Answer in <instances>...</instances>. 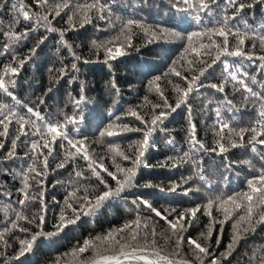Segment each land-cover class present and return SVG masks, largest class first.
I'll return each instance as SVG.
<instances>
[{
    "label": "trees",
    "instance_id": "trees-1",
    "mask_svg": "<svg viewBox=\"0 0 264 264\" xmlns=\"http://www.w3.org/2000/svg\"><path fill=\"white\" fill-rule=\"evenodd\" d=\"M77 2L83 3L85 0H77ZM243 2L252 6L245 9L242 19H247L249 24L254 26L264 24V3H257L255 0H243ZM11 3L12 0H9L8 6L0 9V20H3L4 25L9 24L12 19ZM25 4L31 6L33 11H39L33 0H25ZM110 6L112 7L111 22L100 20L93 14L90 23H84L83 26L77 23L75 28H72L68 22L69 13L67 12L52 20L53 27L65 30V41L71 46L72 52L81 57V60H75L69 48L59 42L58 31L47 32L42 27L37 28L5 54L0 55V75H3L5 66L13 63V55L19 58L29 55V50L35 47L42 37H46L44 43L39 45L35 55L23 65L18 75L11 77L15 81V88H10V91L14 92L21 103L17 104L9 96L0 92V104H10L18 115L35 119L23 107V105L30 106L51 123L62 122L66 117L72 116L79 119L83 115L85 119L82 123L68 125L69 136L87 137L86 147L90 154L95 159L104 157L105 166L111 171H116L111 158L112 154L108 151L109 144H118L126 154L134 157L137 142L142 140L143 134L141 131H130L108 138L101 137L100 132L110 123L127 124L132 129H144V125L139 120L127 113L130 110H136L145 119H150L152 105L163 103L160 92L167 97L170 104L175 105L178 99L175 88L177 85L186 87V82L173 75L171 69L175 67L185 76L192 74L188 69L187 60L194 57L191 54H184L185 59H181L187 43L186 37L192 32L202 31L212 17L202 13L205 23L198 25L189 13H181L172 8L170 0H114ZM212 7L214 12H221L226 8L224 0H218V6ZM226 10L228 14H231L232 9ZM128 19L142 21L145 27L151 28L156 35L146 34L143 29L133 26L131 47H129L127 43H124V37L120 35L122 25ZM158 25L180 32L183 38L161 34ZM26 27H32L31 22H24L21 18V23L15 30L19 32ZM241 29L243 30L242 25ZM117 36H120V42L124 43L122 50L125 54L105 62V52L103 49H97L93 41L104 43ZM229 40L233 45L236 43L235 37L231 35ZM5 42L6 39L0 36V52L4 51ZM253 42L256 43L255 49L251 47ZM244 47L245 51L252 50L257 55L264 54L259 40H246ZM205 59L210 62V58L205 57ZM174 61L178 63L174 64ZM232 62L242 66L244 71L255 74L259 81H264V74L257 72L259 61L253 64L250 61L235 58ZM72 63L77 64V69L71 68ZM202 66L198 63L195 65L196 68ZM61 69L64 71L62 76ZM156 77L160 79L156 80ZM223 80L222 65L217 64L201 77V82L205 86L189 97L197 137L208 149L216 147L218 136L216 135L217 126L214 124L216 119L214 109L219 106V102L225 95L233 100L235 107L232 111L222 109L224 118L232 128L237 130L241 127H250L260 119L258 112L264 107V102L259 100L245 101L243 99L245 93L236 92L230 80L226 83L223 93L207 86L212 83L219 85ZM113 83L119 89L118 94L112 87ZM157 86L160 92L155 90ZM252 87L258 92L264 91L259 84ZM49 89L51 91H48ZM81 89L86 97V103L81 105L82 112H78L72 101L73 98L81 95ZM41 99L44 101L43 104L40 103ZM110 112L111 116H109ZM117 117L120 119L117 120ZM161 127L166 131L157 130L150 138L155 146L149 147L142 158L143 163L137 170L134 181L135 187L122 193L121 197L106 202L94 216H82L76 224L68 226L57 236L41 237L30 252L17 259L15 257L20 248L19 240L29 239L30 233L41 230L45 233L55 231L54 225L57 223L66 193L70 190L69 181L74 178L73 168L86 169L87 162L80 158L68 163L63 169L56 168L57 164L64 159L66 150L75 151L67 145L66 141H63L65 148H61V141L58 140L54 146V154L49 158L48 175L42 177L47 204L46 222L42 229L37 226L40 214L38 201L24 207L22 209L24 215L29 219L35 216L37 220L35 223L19 222L21 226L29 229V232H21L17 229L5 236L8 246L5 247L0 243V252H3V255H0V264H57V261L59 264H83V260L92 256V251L73 255V249L82 245L85 239L103 236L109 230L134 220L135 210L128 211V209L134 208L131 201L137 197L148 200L162 215L169 216L171 210L175 208L176 213L169 216L172 218L187 208L205 205L209 199L227 198L250 191L247 181L259 176L260 170L264 169V146L257 145L258 152L253 153L248 144L250 133L245 134L243 147L231 148L227 153L218 155L216 152L201 151L193 154L187 162L177 163L176 160H169V157L176 158L183 152L189 151L186 106H181L176 112L171 113ZM17 128L18 124L14 122L10 126V137L0 138V142L3 143V147H0V193H2L0 208L10 205L7 213L0 211V231L8 227L10 221L15 219L14 210H21L18 201L23 198L21 192L23 183L22 178L16 173L26 170L31 162L29 157L25 156L29 149L22 142L23 137L17 142L15 158L6 159L11 148V137L15 136ZM169 138H173L175 143L168 144L166 141ZM30 139H38V137H30ZM193 160L196 161L195 164ZM244 161L250 163H244ZM117 162L123 167L132 166L131 160L124 161L117 158ZM229 162H232L231 168L226 169L225 165ZM173 163H177V166L173 167ZM38 166L42 167V165ZM86 175L89 179L82 183L91 185L90 193L104 190L103 185H100L90 172H86ZM102 175L112 187L116 186L115 181L110 177L106 174ZM199 175H204L205 180L201 181ZM225 177L228 179L225 180ZM186 179L188 183L184 184L183 181ZM29 183L32 184L31 194H35L37 186L31 180ZM147 183L155 187L145 188L144 185ZM173 185H180V187L175 192L167 191ZM161 187L165 191H160ZM186 189L192 191L185 195ZM211 211L217 220L224 219L223 212L217 210L215 205ZM145 217H151L148 221L149 227L156 228L155 239L163 249V253L166 255L173 253L172 244L165 239L168 233V225L165 221L142 208L141 219ZM208 226H210V218L201 210L184 235L186 238L197 239L202 232L206 233ZM211 226L213 233L207 244L214 255L219 257L232 238L233 220H228L223 225L214 223ZM218 236L220 243L217 246ZM255 249H264V224L256 225L255 231L249 232L246 238L239 242L227 260L221 259V264H250V258ZM182 255L184 258L192 259V249L187 245L186 239Z\"/></svg>",
    "mask_w": 264,
    "mask_h": 264
},
{
    "label": "snow or ice",
    "instance_id": "snow-or-ice-1",
    "mask_svg": "<svg viewBox=\"0 0 264 264\" xmlns=\"http://www.w3.org/2000/svg\"><path fill=\"white\" fill-rule=\"evenodd\" d=\"M111 2H114V0H85L83 3L77 2V0H33V3L39 9V11H33L31 6L25 4V0H12L10 5L12 19L10 23L4 25L3 20H0V36L6 39V42L3 44L4 51L0 52V55L5 54L31 32L36 31L37 28L42 27L47 32L58 31L59 42L69 48V52L74 56L75 60H81V57L72 52L71 46L65 41V30H58L53 27L52 20L59 17L62 13L67 12L69 13L68 22L72 28H75L77 23L81 26L84 23H90L93 14L100 20H109L111 22ZM255 2L264 3V0H255ZM8 3L9 0H0V9L8 6ZM170 4L176 11L192 15V19L198 25L205 23L201 15L202 13L212 17V19L205 25L202 31L192 32L186 37L187 43L181 59H185L184 54H191L194 57V59L187 60L188 69L192 74L185 76L181 71L176 70L175 67L171 69L173 75L180 77L186 82V87L177 85L175 88L178 93V99L175 105L173 106L169 103L167 97L160 92L157 86L155 90L160 92L163 103L152 105L153 111L150 119H145L136 110H130L127 113V115L139 120L144 125V129H132L127 124L110 123L100 132L101 137L108 138L119 136L130 131H141L143 134L142 140L137 142L134 157L126 154L118 144H109L108 151L112 154L111 158L116 171H111L105 166L103 163L104 157L95 159L90 154L86 147L87 137L79 138L69 136L68 125L82 123L85 119L83 115L79 119L72 116L66 117L62 122L51 123L39 111L34 110L30 106L23 105L27 113L34 116L35 119L18 115L17 111L10 104H0V138H9L10 126L14 122L18 124L15 136L11 137V148L6 155V159L11 160L15 158L17 142L21 141L23 137L24 140L22 142L29 149L25 153V156L29 157L31 161L26 170H21L16 173L22 178L23 183V188L21 189L23 198L18 201L21 210H14L15 219L10 221L8 227L0 231V243L3 246H8L5 236L9 232L17 229L21 232H29V229L20 225V221H26L28 223L36 222L37 217L33 216L32 219H29L22 211L28 204L39 202L40 214L38 216L39 223L37 226L42 229V226L45 224L47 204L45 203V189L43 187L42 177L48 175L49 158L54 154L56 142L58 140L61 141L60 147L65 148L63 141H66L71 149H75L74 152L65 151L64 159L57 164V169L65 168L68 163L74 162L77 158L87 162L86 169L84 170L76 167L73 168L74 178L69 181L70 190L66 193L57 223L54 225L55 231L45 233L41 230L36 233H30L29 239L19 240L20 248L15 258L23 257L26 253L30 252L34 244L41 237L52 238L57 236L68 226L76 224L82 216H94L106 202L121 197L122 193L135 187L134 181L137 170L143 163L142 158L145 156L149 147L155 146L150 138L157 130L166 131L161 125L164 124V121L171 113L176 112L181 106L188 108L189 127L187 142L189 144V151L183 152L182 155L176 158L169 157V160H176L177 163L187 162L192 158L193 154H198L201 151L216 152L218 155L227 153L231 148L244 146L243 141L246 133L251 134L248 139V144L251 146L253 153L258 152L257 145L264 146V107L258 112L260 119L256 120L250 127H241L237 130L232 128L230 123L224 118L222 109L232 111L235 107L233 100L225 95L223 100L219 102V106L214 109L216 117L214 124L217 126L216 135L218 136L216 147L208 149L197 137L196 125L192 119L193 110L189 103V97L194 92H197L199 88L205 86L201 82V77L205 76V73L217 64L222 65L224 80L219 85L212 83L207 85L208 87L223 93L226 83L230 80L233 82V87L236 92L243 91L245 93L243 97L245 101L251 99L264 102V91L258 92L252 87V85L259 84L264 88V81H259L255 74L244 71L242 66H238L232 62L235 58H239L241 61H250L253 64L259 61L257 72L264 74V54L257 55L255 51H245L244 47L246 40H259L260 48L264 51V24L254 26L249 24L247 19H242L245 9L252 5L243 2V0H224L226 8L221 10V12H214L212 6H218V0H170ZM228 8L232 9L231 14L227 13L226 9ZM21 18L24 22H31L32 27H26L18 32L15 29L21 23ZM241 25L243 30L241 29ZM133 26L143 29L146 34L156 35L151 28L145 27L142 21L128 19L123 23L120 35L124 37V43H127L129 47H131V29ZM157 27L163 35L183 38L182 34L178 31L160 25ZM230 35L236 39L234 45L230 43ZM217 37L221 39L217 40ZM45 39L46 37H42L37 45L29 50V55L23 58L13 55V63L6 65L4 74L0 75V92L9 96L17 104L21 102L14 92L10 91V88H15V81L11 77L18 75L20 69L35 55L39 45L43 44ZM124 43L120 42V36L104 43L93 41L97 49H103L105 52V62L123 56L125 54L122 50ZM251 47L255 49L256 43L253 42ZM205 57L210 58V62ZM175 63L178 62L174 61ZM197 63L203 66L196 68L195 65ZM71 68L74 70L77 69V64L72 63ZM63 74L64 71L61 69V76ZM155 79L159 80L160 77H156ZM112 87L116 89L118 94L119 89L115 83L112 84ZM48 91H51V89ZM72 102L75 110L82 112L81 105L86 103L83 89H81V95L78 98H73ZM40 103H44L43 99L40 100ZM157 109L159 111H156ZM111 115L112 113L110 112L109 116ZM116 119L119 120L120 118L117 117ZM30 137H38V139H30ZM166 142L170 145L175 143L173 138H169ZM0 147H3L2 142H0ZM117 158L124 161L131 160L132 166H121L117 162ZM225 159L227 158L225 157ZM192 162L193 164L196 163L195 160ZM177 163H173L172 166L176 167ZM244 163L250 162L244 161ZM231 164L232 162L227 163L225 168L230 169ZM38 165H42V167ZM5 171L7 170L5 169ZM86 172H90L99 181V184L103 185V191L90 193L91 185L82 183V181L89 179ZM102 174H106L107 177L115 181L116 186L112 187ZM199 179L204 181L205 176L199 175ZM227 179L225 177V180ZM29 180L33 181L37 186L35 194H31L32 184L29 183ZM183 183H188V180H184ZM247 184L250 189L248 192L234 194L227 198L217 197L215 200L209 199L205 205L187 208L172 218H169V216L172 213H176L177 210L175 208L171 210L169 216L162 215L148 200L137 197L131 201L134 208L128 209V211L135 210L136 218L134 220L125 222L119 228L109 230L103 236L85 239L82 245H78L73 249L72 254H83L91 250L93 253L92 256L83 260V264H136V262L141 261L143 264H221V259L227 260L233 251H235L239 242L246 238L249 232L255 231L256 225L264 224V169L260 170L259 176L249 179ZM144 187L152 188L155 186L147 183ZM179 187L180 185H173L167 191L175 192ZM159 190L162 192L165 191L163 187ZM190 191L192 190L186 189L184 194L187 195ZM214 205L217 210L223 212V220H217L212 215L211 209ZM9 207L10 205H4L3 208H0V211L7 213ZM142 208L153 213L168 225V233L165 235V239L174 248L173 253L170 255L163 253V249L160 248L155 239L157 236L156 228L149 227L148 223L151 217L141 219ZM201 210L204 211L205 215L209 216L210 226L207 227L206 233L202 232L200 234L199 238H186L184 235L185 232L192 226L197 217V213ZM234 213L236 214L235 216ZM240 213L243 214L241 215ZM228 220H233L234 232L225 251L217 257L207 244V241L211 239L213 233L211 224L219 223L223 225ZM185 239L187 245L192 249V259L184 258L182 255ZM216 242L218 246L220 243L219 236ZM0 255H3V252H0ZM253 262L254 264H264V249H255L253 251L250 264H253ZM57 264H59V261H57Z\"/></svg>",
    "mask_w": 264,
    "mask_h": 264
},
{
    "label": "water",
    "instance_id": "water-1",
    "mask_svg": "<svg viewBox=\"0 0 264 264\" xmlns=\"http://www.w3.org/2000/svg\"><path fill=\"white\" fill-rule=\"evenodd\" d=\"M136 264H143V262L141 261V262H136Z\"/></svg>",
    "mask_w": 264,
    "mask_h": 264
}]
</instances>
